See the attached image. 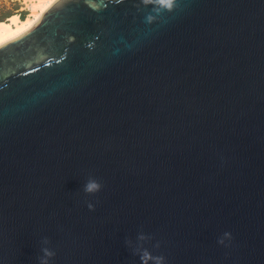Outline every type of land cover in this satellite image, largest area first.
<instances>
[{
    "label": "water",
    "instance_id": "water-1",
    "mask_svg": "<svg viewBox=\"0 0 264 264\" xmlns=\"http://www.w3.org/2000/svg\"><path fill=\"white\" fill-rule=\"evenodd\" d=\"M43 248L264 264V0H58L0 45V264Z\"/></svg>",
    "mask_w": 264,
    "mask_h": 264
},
{
    "label": "bare ground",
    "instance_id": "bare-ground-1",
    "mask_svg": "<svg viewBox=\"0 0 264 264\" xmlns=\"http://www.w3.org/2000/svg\"><path fill=\"white\" fill-rule=\"evenodd\" d=\"M57 1L24 0L25 7L28 10L25 18H21L18 14L14 13L6 20L0 21V45L16 38L34 26L48 11V8Z\"/></svg>",
    "mask_w": 264,
    "mask_h": 264
},
{
    "label": "clouds",
    "instance_id": "clouds-1",
    "mask_svg": "<svg viewBox=\"0 0 264 264\" xmlns=\"http://www.w3.org/2000/svg\"><path fill=\"white\" fill-rule=\"evenodd\" d=\"M143 2L146 5L151 4V3L160 4L169 10H172L174 7V4H175V0H143ZM151 19L152 18L149 17V20H151ZM100 189H101V184L98 181H96L95 179H89L88 182L84 186V191H85V193H88V194H94V193L100 191ZM88 208L90 210H94V205L89 203ZM147 239H148V237H146L144 234H140L138 236L139 241H145ZM226 239H231L230 233H227V232L224 233L223 238H221L218 241V243L224 244ZM45 243H47V241H45ZM128 243H130V242H128ZM158 246L159 245H157V247ZM137 251H138V254H140L142 264H145V256H149L154 261V264H164L165 258L163 256L153 257L151 255V253L149 251H147L146 249H144L142 251H140L138 249ZM42 252H43V256L40 258V264H49V259L51 257H53L55 255V253L52 250H50L49 248H43Z\"/></svg>",
    "mask_w": 264,
    "mask_h": 264
},
{
    "label": "rangeland",
    "instance_id": "rangeland-1",
    "mask_svg": "<svg viewBox=\"0 0 264 264\" xmlns=\"http://www.w3.org/2000/svg\"><path fill=\"white\" fill-rule=\"evenodd\" d=\"M9 11L8 16L12 13H16L19 15L20 12L26 11L25 15H27L28 10L25 7L24 0H0V15L2 13H7ZM20 16V15H19ZM7 17L1 18V20L6 19Z\"/></svg>",
    "mask_w": 264,
    "mask_h": 264
},
{
    "label": "trees",
    "instance_id": "trees-1",
    "mask_svg": "<svg viewBox=\"0 0 264 264\" xmlns=\"http://www.w3.org/2000/svg\"><path fill=\"white\" fill-rule=\"evenodd\" d=\"M25 13H26V11H22V12H20V13H19L20 17H21V18H25V16H24ZM7 14H9V11H8L7 13H2V14L0 15V21H2L1 18H3V17H7V18H8V17L10 16V15L8 16ZM12 14H13V13H12ZM12 14H11V15H12ZM7 18H6V19H7ZM6 19H3V20H6Z\"/></svg>",
    "mask_w": 264,
    "mask_h": 264
}]
</instances>
